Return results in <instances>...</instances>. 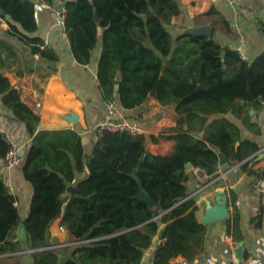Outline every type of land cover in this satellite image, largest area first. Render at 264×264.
I'll return each mask as SVG.
<instances>
[{
    "label": "trees",
    "instance_id": "obj_1",
    "mask_svg": "<svg viewBox=\"0 0 264 264\" xmlns=\"http://www.w3.org/2000/svg\"><path fill=\"white\" fill-rule=\"evenodd\" d=\"M42 2L53 5L52 0ZM60 2L65 8L63 33L74 61L87 66L98 51L96 82L104 102L134 111L153 98L162 107L173 104L177 118L174 127L157 136L95 130L96 140L86 155L75 131L37 130L39 117L3 76L0 59V99L30 139L17 169L31 188L27 214L20 220L16 199L0 178V256L9 255L0 263L19 257L22 250L14 230L21 223L32 263L58 264L59 249L49 235L55 220L75 243L63 264H139L143 251L157 241L161 243L154 247L152 264H169L178 256L191 261L202 250L207 228L198 222L197 208L188 198L185 165L212 179L220 155L241 162L256 151L238 138V128L228 120L208 118L235 109L237 100L260 103L264 54L244 62L213 36L179 35V0ZM0 8L8 35L31 55L58 61L36 35L33 0H0ZM211 14L210 9L196 19ZM4 49L14 58L0 41V55ZM135 117L128 120L137 122L140 115ZM159 140L174 142L168 155L148 152L147 143ZM7 150L0 132L2 163ZM82 172L84 178L74 181ZM134 177L153 207L135 199Z\"/></svg>",
    "mask_w": 264,
    "mask_h": 264
},
{
    "label": "crops",
    "instance_id": "obj_2",
    "mask_svg": "<svg viewBox=\"0 0 264 264\" xmlns=\"http://www.w3.org/2000/svg\"><path fill=\"white\" fill-rule=\"evenodd\" d=\"M33 1L36 35L47 42V48L56 53L58 61L49 62L31 55L28 47L7 34V25L0 26V41L14 54V58H9L6 49L2 51L0 59L5 65L2 74L17 89L20 101L39 117L37 130H73L80 137L84 154L88 155L97 136L95 126L107 118L108 112L96 82L98 51L93 54L89 65L76 63L69 52L63 29L57 25L55 11L60 0H52L51 7L42 0ZM179 4L183 17L176 26L178 33L187 27L208 25L220 45L238 56L242 54L247 62L264 54V0H235L234 4L229 0H179ZM210 9L213 14L209 17L196 19ZM112 106L114 119L128 120L140 115L137 123L145 135L157 136L175 126L177 117L173 104L162 107L149 98L143 107L134 111H123L116 103ZM235 106L228 113L210 116L208 122L218 118L228 120V124L238 128V138L252 143L257 149L241 162L226 159L221 166L217 163L216 176L206 182L197 180L191 172V165L186 169L188 198L194 202L196 218L206 226L207 233L201 252L191 261L178 256L169 264H207L206 260L213 264H231L237 250L242 260L255 257L264 264V196L251 188L256 175L264 177V105L237 100ZM72 116L75 119L69 121ZM0 132L10 137L19 147V153L25 155L30 139L24 126L13 119L1 99ZM173 146L174 142L167 140L147 143L149 153L161 156L168 155ZM84 175L85 172L76 173L74 181L83 179ZM0 178L6 180L9 192L15 197L22 220L31 198L29 184L23 180L19 169H6L1 161ZM218 194L226 198L224 205L216 204ZM59 227V220L52 222L49 235L50 242L59 249L57 263L63 264L70 258L75 243L66 244L64 241L69 237L66 231L60 232ZM14 237L22 250L19 257L0 264H33L21 223L14 230ZM159 243L161 241L143 251L139 264L152 262L154 247Z\"/></svg>",
    "mask_w": 264,
    "mask_h": 264
},
{
    "label": "built area",
    "instance_id": "obj_3",
    "mask_svg": "<svg viewBox=\"0 0 264 264\" xmlns=\"http://www.w3.org/2000/svg\"><path fill=\"white\" fill-rule=\"evenodd\" d=\"M230 3L234 4L235 0H229ZM57 17V25L63 29L64 18H65V8L63 4L57 6L55 11ZM0 26H6V23L3 18L0 17ZM43 46L47 47V42H43ZM239 57L244 62H247V59L239 54ZM261 104L264 105V98L261 99ZM107 108V118L105 120L100 121L95 129L97 132L101 131H109V132H119V133H127L132 136H140L144 135V129L137 123L133 121H129L127 119H114L112 116L114 114V109L112 104L106 103ZM5 141L8 145V150L3 158V165L6 169H16L20 162L19 157V147L15 144V142L8 136L5 135ZM191 172L200 182H206L209 176L199 168H192ZM3 184L8 188V184L4 178H1ZM251 188L254 192L264 196V177L260 174L256 175L251 181ZM60 232H65L63 227H59ZM262 256L264 257V251L262 252ZM207 264H213L211 261L206 260ZM152 264V262L150 263ZM231 264H260V259L255 257H249L246 260H238L233 257Z\"/></svg>",
    "mask_w": 264,
    "mask_h": 264
},
{
    "label": "water",
    "instance_id": "obj_4",
    "mask_svg": "<svg viewBox=\"0 0 264 264\" xmlns=\"http://www.w3.org/2000/svg\"><path fill=\"white\" fill-rule=\"evenodd\" d=\"M2 12L1 8H0V13ZM6 19H8V16H5ZM184 34H189V35H193V36H203L207 39H211L212 38V30L208 25H204V26H199V27H187L182 29L179 32V35H184ZM220 58L221 61L223 62L224 59V52H221L220 54ZM225 68V67H223ZM114 91H116V88L114 89ZM75 118L72 116L69 118V121L74 120ZM223 162H226V158L222 155L219 156V160H218V164L221 166L223 164ZM190 165L186 164L185 165V169L189 168ZM134 179L136 180L137 183V194L135 195V199L140 200L144 203H146L149 207H153L154 206V202L152 201V199L150 198V196L144 191V189L142 188L141 183L139 182V180L134 177ZM215 202L217 205H224L226 203V198L221 196L220 194H218L215 198ZM239 250L236 251V259L238 260H242L243 258H241L238 255Z\"/></svg>",
    "mask_w": 264,
    "mask_h": 264
},
{
    "label": "rangeland",
    "instance_id": "obj_5",
    "mask_svg": "<svg viewBox=\"0 0 264 264\" xmlns=\"http://www.w3.org/2000/svg\"><path fill=\"white\" fill-rule=\"evenodd\" d=\"M20 224V223H19ZM22 225V224H21ZM65 240H67V239H65ZM64 241V240H63ZM64 242H66V244L67 243H71V240L68 238V240L67 241H64Z\"/></svg>",
    "mask_w": 264,
    "mask_h": 264
}]
</instances>
